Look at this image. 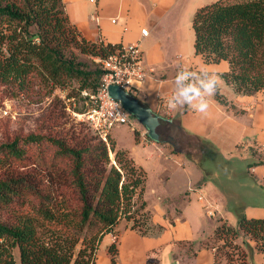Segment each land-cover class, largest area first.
<instances>
[{
    "label": "trees",
    "instance_id": "trees-1",
    "mask_svg": "<svg viewBox=\"0 0 264 264\" xmlns=\"http://www.w3.org/2000/svg\"><path fill=\"white\" fill-rule=\"evenodd\" d=\"M191 24L195 55L205 64L227 62L228 71L219 76L235 83L234 94L264 89V0H217L198 8ZM78 37L62 0H0V85L13 97L31 93L36 82L51 91L64 88L80 73L63 47L70 43L104 58L120 46ZM102 75L80 84L78 93L95 94ZM214 98L228 105L219 92ZM58 101L48 114L51 126L61 118ZM89 134L45 130L0 143V264H17L14 250L19 264H97L100 242L122 221L143 237L164 231L146 209V171L111 137L106 145ZM203 154L212 157L206 145ZM237 217L236 227L217 219L211 236L218 244L204 247L213 251L214 264H250L253 250L238 242L247 237L264 264V217ZM108 252L116 264L114 244Z\"/></svg>",
    "mask_w": 264,
    "mask_h": 264
},
{
    "label": "crops",
    "instance_id": "crops-1",
    "mask_svg": "<svg viewBox=\"0 0 264 264\" xmlns=\"http://www.w3.org/2000/svg\"><path fill=\"white\" fill-rule=\"evenodd\" d=\"M62 1L70 24L86 41L120 46L139 44L147 75L133 96L177 133L195 140L200 155H204L205 145L212 155L205 157L200 167L185 153H171L169 142H159L170 168L163 165L167 170L160 191L153 193L156 202L149 206L144 195L143 199L152 222L164 231L156 237H143L121 222L113 233L103 237L109 241L100 258L96 252V263L110 264L108 247L114 244L116 264H214L213 251L202 244L212 235L216 223L207 215L205 206L232 227L237 226L238 213L246 218L264 217V165H259L260 157V162L264 161V89L252 96L221 90L219 93L228 105H221L212 97L206 114L187 107L174 111L167 107L172 81L180 67L218 75L228 71L225 61L203 63L193 47L191 22L196 10L217 0ZM142 29L147 36H141ZM111 138L116 143L112 135ZM247 157L253 163L242 171L239 159ZM214 159L224 160L219 175L207 167ZM224 171L228 172L226 176ZM258 171L263 175H255ZM247 175L255 176L249 191L240 188L247 186ZM200 196L202 201L198 200ZM184 242L193 243L191 251L181 248L180 243ZM238 242L243 249L246 242L253 250L250 264L263 263V255L252 240L245 237Z\"/></svg>",
    "mask_w": 264,
    "mask_h": 264
},
{
    "label": "rangeland",
    "instance_id": "rangeland-1",
    "mask_svg": "<svg viewBox=\"0 0 264 264\" xmlns=\"http://www.w3.org/2000/svg\"><path fill=\"white\" fill-rule=\"evenodd\" d=\"M77 40H80L79 37ZM62 50L65 59L72 62L80 73L79 79L66 80L64 88L56 87L51 91V85L36 82L31 93L19 94L13 97L10 90L0 85V143H5L17 136L25 137L31 133H45V130L52 131L53 133L69 131L74 135L90 133L82 116H79L87 110L89 101L85 99L82 93H78V89L80 84L84 82L87 84L95 83L94 78H96L99 71H102L99 63V59L102 57L81 53L76 46L70 43L63 47ZM87 92L89 93V90ZM67 95H70L71 98L68 99ZM56 100H59L57 105L59 110H61L59 112L61 118L55 122L54 125L57 126H51V122L47 118ZM62 106H64L63 109L61 108ZM128 121V124L114 126L110 132V137L112 135L115 138L117 149L126 151L134 160L135 164L146 171L147 180L145 183L144 198L150 206L156 202V195H153V193L159 192L160 185L163 186V174H166L164 170L170 168L169 161H165L163 158V144L160 143L169 142L171 145L169 147L171 153H185L188 158L196 160L200 167L203 166L205 156L200 155L196 149L197 145L195 140L177 133L171 125L159 127L160 143L153 145L152 143L154 142L147 137L146 131L137 120L130 116ZM110 158L113 159L112 153H110ZM223 163L224 160L214 159V161L210 160V163L206 164L208 168L212 171L215 170L219 175L223 172L220 170V166ZM252 163L253 160L251 157L239 159V165L242 171H245ZM165 164H167V169L163 168ZM224 172L226 176L228 172ZM257 174L263 175L261 171H258L255 175ZM254 180L255 176L247 175V180H245L247 186L243 184L240 188L246 191L251 190L252 188L249 187L254 183ZM238 182H235L237 186ZM27 210L25 209L24 211L26 212ZM211 217L215 222L218 219L215 214ZM122 222L124 223V221ZM128 226L129 224L126 227ZM108 241L109 239L105 238L99 244L97 251L98 258L104 254L105 245ZM202 244L209 247L214 245L216 247L218 243L210 235L202 241ZM180 246L184 250L190 247L189 242L181 243ZM13 255L16 263L19 264L17 250L13 251ZM219 264H224L223 259Z\"/></svg>",
    "mask_w": 264,
    "mask_h": 264
},
{
    "label": "built area",
    "instance_id": "built-area-1",
    "mask_svg": "<svg viewBox=\"0 0 264 264\" xmlns=\"http://www.w3.org/2000/svg\"><path fill=\"white\" fill-rule=\"evenodd\" d=\"M140 34L142 37L147 36L144 29L140 31ZM99 61L103 72L99 87L95 94L82 91V94L88 98L89 104L87 110L79 116H82L90 133L108 145L112 128L116 125L128 124L130 117L121 102L109 97L108 87L115 85L133 95L138 85L145 79L147 72L142 64L138 43L119 46ZM198 200L202 201V197L200 196ZM204 208L207 215H213L210 207ZM113 238L115 239L114 235Z\"/></svg>",
    "mask_w": 264,
    "mask_h": 264
},
{
    "label": "clouds",
    "instance_id": "clouds-1",
    "mask_svg": "<svg viewBox=\"0 0 264 264\" xmlns=\"http://www.w3.org/2000/svg\"><path fill=\"white\" fill-rule=\"evenodd\" d=\"M173 88L167 100L169 110L184 107L206 114L210 100L221 90H234L235 83L229 85L218 74L205 70L180 67L172 81Z\"/></svg>",
    "mask_w": 264,
    "mask_h": 264
},
{
    "label": "water",
    "instance_id": "water-1",
    "mask_svg": "<svg viewBox=\"0 0 264 264\" xmlns=\"http://www.w3.org/2000/svg\"><path fill=\"white\" fill-rule=\"evenodd\" d=\"M109 97L121 102L123 108L128 114L133 117L146 131L147 137L154 143L160 142V135L158 129L161 122L164 121L162 117L154 114L150 108L144 106L137 98L123 91L118 86L110 85L108 87Z\"/></svg>",
    "mask_w": 264,
    "mask_h": 264
}]
</instances>
